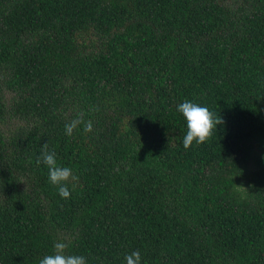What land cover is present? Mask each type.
Masks as SVG:
<instances>
[{"label":"trees","instance_id":"1","mask_svg":"<svg viewBox=\"0 0 264 264\" xmlns=\"http://www.w3.org/2000/svg\"><path fill=\"white\" fill-rule=\"evenodd\" d=\"M185 100L224 121L187 150ZM80 112L92 131L67 136ZM56 242L87 264H264V0H0V264Z\"/></svg>","mask_w":264,"mask_h":264},{"label":"clouds","instance_id":"2","mask_svg":"<svg viewBox=\"0 0 264 264\" xmlns=\"http://www.w3.org/2000/svg\"><path fill=\"white\" fill-rule=\"evenodd\" d=\"M98 110V109H93ZM177 111L182 114L186 121V135L183 139V147L185 150L189 149L193 143L202 145L208 141L213 134V130L217 129L218 125L224 123L223 119L216 118L214 113L207 107L200 106L189 100L177 105ZM80 125H83L85 133L92 131V124L90 121L84 120V113H77L76 118L65 124V134L72 136L74 130ZM36 163L39 165L43 163L48 169L49 181L58 189L61 198L68 199L71 196L67 183L69 180H74L71 168L60 166L57 164L55 151H49L48 143L43 144L41 148V155L37 157ZM68 245L64 242L54 243L53 252L45 255L39 264H87V259L80 255H68L66 249ZM125 264H141V256L138 251H133L124 257Z\"/></svg>","mask_w":264,"mask_h":264}]
</instances>
